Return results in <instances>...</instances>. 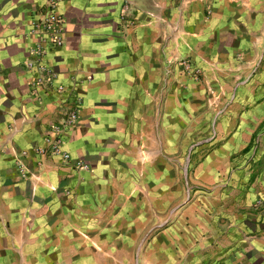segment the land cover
Masks as SVG:
<instances>
[{
  "label": "crops",
  "instance_id": "1",
  "mask_svg": "<svg viewBox=\"0 0 264 264\" xmlns=\"http://www.w3.org/2000/svg\"><path fill=\"white\" fill-rule=\"evenodd\" d=\"M255 1L239 0L251 7L241 22L256 20ZM43 2L0 0V264L60 263L67 255L69 261H86L91 252L82 258L81 248L97 245L98 230L125 229L119 220L114 225L113 219H102L114 196L121 197L115 193L120 179L114 167H130L143 155L159 159L163 145L173 150L178 122L187 124L195 114L192 103L200 101V92L191 90L171 96L163 111L157 108L165 61L220 53L204 50L203 45L210 47L204 42L240 22L233 7L237 0L62 1L57 11L65 20L64 44L45 60L56 72L54 84L82 97L64 149L87 165L84 170L57 155L32 152L45 144L64 99L54 92L31 94L24 67L34 41L27 35L30 15ZM226 66L241 69L236 63L216 64ZM230 83H216L227 108L216 122L215 146L198 165L206 171L201 183L214 186L218 204L226 202L208 208L207 214L217 217L202 231V259L264 264V87L240 85L230 95ZM182 96L191 104L184 112ZM228 190L233 205L226 206Z\"/></svg>",
  "mask_w": 264,
  "mask_h": 264
},
{
  "label": "rangeland",
  "instance_id": "2",
  "mask_svg": "<svg viewBox=\"0 0 264 264\" xmlns=\"http://www.w3.org/2000/svg\"><path fill=\"white\" fill-rule=\"evenodd\" d=\"M255 4L256 20L241 22L251 7L237 0L233 7L240 22H231L225 33L204 42L210 44L203 45L204 50L220 53H204L200 60L188 55L165 61L157 108L163 111L171 96L191 90L200 92V101L192 103L195 114L187 124L185 120L178 122L173 150L163 145L157 152L159 159L143 155L130 167H114V175L120 179V191L115 193L121 192V197L114 196L102 219H113L114 225L119 220L125 229L98 230L97 245L81 248L82 258L85 252L88 256L91 252L86 261H69L72 256L67 255L65 262L50 264H204L202 231L208 220L217 217L213 211L207 214L208 208L225 207L226 202L221 199L218 204L216 195H211L214 186L210 189L211 185L201 183L206 171L198 165L215 146L211 141L216 122L227 108L219 101L216 83L221 79L230 81V95L240 85L264 87V21L260 20L264 17V0H256ZM210 15L211 7H205V18ZM219 63H236L241 69L217 68ZM182 98L179 109L184 112L191 104L186 96ZM230 192L227 197L231 203L229 200L226 206L233 205Z\"/></svg>",
  "mask_w": 264,
  "mask_h": 264
},
{
  "label": "built area",
  "instance_id": "3",
  "mask_svg": "<svg viewBox=\"0 0 264 264\" xmlns=\"http://www.w3.org/2000/svg\"><path fill=\"white\" fill-rule=\"evenodd\" d=\"M62 1L64 0H44L42 6L30 15L27 35L32 36L34 41L28 48L24 67L31 76L28 82L31 94L54 92L64 96L58 108L60 119L50 124L44 138L45 144L33 146L32 152L41 155H57L66 163L72 164L74 168L85 170L87 165L80 159L71 158L69 152L64 149L65 137L79 120L82 97L72 90L65 89L62 85L54 84L56 72L45 60L49 51L60 48L64 44L65 20L57 11ZM124 24L126 25L127 22L124 21ZM26 154V150L21 151V156L25 157ZM17 164L22 175H25L24 164L20 161Z\"/></svg>",
  "mask_w": 264,
  "mask_h": 264
}]
</instances>
